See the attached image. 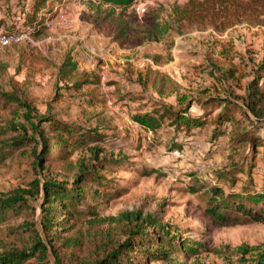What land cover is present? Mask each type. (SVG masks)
<instances>
[{"label": "rangeland", "instance_id": "rangeland-1", "mask_svg": "<svg viewBox=\"0 0 264 264\" xmlns=\"http://www.w3.org/2000/svg\"><path fill=\"white\" fill-rule=\"evenodd\" d=\"M188 3L136 0L124 8L100 0H57L54 6L59 10L44 14L47 28L40 36L0 45V63L6 64L0 87L7 91L15 85L27 86L42 113L49 111L58 120L82 126L85 132L98 127L107 137L90 145L100 146L110 158L123 161L104 172L103 183H110V187L108 196L98 205L101 216L119 217L124 212L158 216L182 241L181 246L189 249L181 255L182 264H256V253L245 257L244 262L239 249L242 245L264 249V222L218 227L206 214L204 191L192 193L189 186L200 181L209 186L220 184L229 191L228 180L223 177L233 174L236 190H241L242 184H252L253 190L264 187V147H259L249 177V146L230 139V135L211 139L217 115L224 111L217 101L192 104L190 114L205 115V125L191 130L176 128L165 117L160 129L148 131L135 119L140 114H156L154 110H162L164 104L177 103L176 95L160 97L151 86L140 83L141 74L148 68L169 73L188 96L195 97L198 90L210 87L213 96H229L239 104L255 76L264 74V16L218 30L184 20L182 11ZM5 11L0 9V26L11 31L16 17L13 4L9 18L3 20ZM224 44H231L235 52L240 80L220 81L216 76L213 64L222 60ZM104 50L109 55L102 58ZM68 52L73 53L80 69L101 76L98 105L86 102V90L78 95L65 88V81H59L57 67ZM40 54L48 62L37 59ZM89 58H94L96 65L90 64ZM256 86L264 92V78ZM262 99L264 104V94ZM238 110L231 105L228 112L240 120L232 123L233 129L254 134L255 128ZM10 118L0 111V127ZM260 126L256 134L264 138V123ZM173 145L182 149H172ZM75 156L88 153L78 148ZM184 172L195 175L186 177ZM218 173L222 177L217 179L214 174ZM33 177L27 163L10 160L7 167L0 166V195L28 187ZM85 192L83 203L95 204L90 184L85 185Z\"/></svg>", "mask_w": 264, "mask_h": 264}, {"label": "trees", "instance_id": "trees-1", "mask_svg": "<svg viewBox=\"0 0 264 264\" xmlns=\"http://www.w3.org/2000/svg\"><path fill=\"white\" fill-rule=\"evenodd\" d=\"M25 1L14 0L23 7ZM56 1H31L25 25L37 23L40 26L34 36H40L47 28L44 14L53 11ZM100 1L126 8L136 0ZM14 2L0 0V9L6 10L3 20L9 18ZM263 16L264 0H189L182 11V18L189 24L212 25L218 30ZM222 57L212 63L217 78L240 80L231 44L223 45ZM37 59L48 62L41 54ZM226 63L229 64L225 66ZM5 71L6 64L0 63V74ZM57 75L59 81L66 82L67 90L78 95L86 90V102L90 106L98 105L101 76L80 69L73 53L65 55L57 67ZM263 78L264 74L255 76L239 104L229 96H213L210 87L201 88L195 97L188 96L182 93L183 85L169 73L148 68L141 74L140 83L151 86L160 97L176 95L177 103L164 104L162 110H154L156 114H140L135 119L148 131L160 129L165 117L176 128L191 130L205 125V115L190 114L194 102L203 105L221 102L224 111L217 115L211 139L230 135L237 143L248 145L251 159L247 175L250 177L258 149L264 147V138L256 134L264 123V92L256 86ZM14 87L7 91L0 87V111L11 117L0 127V166L7 167L10 160L25 162L34 177L28 187L0 195V264H149L157 260L182 264L181 255H186L189 249L185 244L181 246L182 241L158 216H144L140 212H124L119 217L101 216L98 205L108 196L110 187V183H103L104 172L123 159L110 158L106 149L90 145L106 140L99 128L85 132L82 126L58 120L49 111L42 113L27 86ZM231 105L238 106V111L255 128L254 134L235 132L232 123L240 120L228 113ZM78 148L86 150L88 156H75ZM176 148L181 150L182 146L173 145L172 149ZM184 173L186 177L195 175ZM63 174L67 178H60ZM214 176L222 177L219 173ZM231 177L234 175L223 177L228 180L229 191L220 184L209 186L197 178L199 182L190 185L189 190L192 193L204 191L206 214L218 227L264 222V187L253 190L252 184H242V189L236 190L237 181ZM86 184H90L95 204L83 203ZM239 250L244 262L245 257L256 253V264H264V249L242 245Z\"/></svg>", "mask_w": 264, "mask_h": 264}, {"label": "built area", "instance_id": "built-area-1", "mask_svg": "<svg viewBox=\"0 0 264 264\" xmlns=\"http://www.w3.org/2000/svg\"><path fill=\"white\" fill-rule=\"evenodd\" d=\"M32 0H26L25 7L21 4L14 2L13 3V12L16 14V17H13L14 27L13 30L7 31L5 27L0 26V45L9 46L13 43H19L25 39H30L34 36L35 30H37L40 26L37 23L32 25H25L26 16L29 12ZM59 10V6H54V12ZM144 8H142V12H144ZM61 14V11H59ZM109 55L108 50H104L100 57ZM90 64L96 65V60L94 58L88 59Z\"/></svg>", "mask_w": 264, "mask_h": 264}, {"label": "crops", "instance_id": "crops-1", "mask_svg": "<svg viewBox=\"0 0 264 264\" xmlns=\"http://www.w3.org/2000/svg\"><path fill=\"white\" fill-rule=\"evenodd\" d=\"M4 16V15H3ZM0 17H2V16H0Z\"/></svg>", "mask_w": 264, "mask_h": 264}]
</instances>
